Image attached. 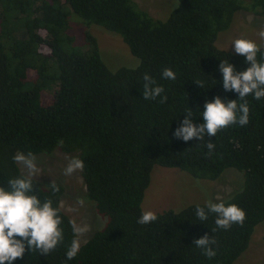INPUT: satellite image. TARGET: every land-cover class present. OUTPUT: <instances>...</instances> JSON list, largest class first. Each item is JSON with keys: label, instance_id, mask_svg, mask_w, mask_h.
I'll return each instance as SVG.
<instances>
[{"label": "trees", "instance_id": "obj_1", "mask_svg": "<svg viewBox=\"0 0 264 264\" xmlns=\"http://www.w3.org/2000/svg\"><path fill=\"white\" fill-rule=\"evenodd\" d=\"M242 9L264 17V0H178L164 20L135 0H0V186L25 175L13 161L19 152H78L87 195L106 221L68 260L73 231L61 205L65 187L55 181L60 190L53 193L52 181L33 178V194L61 208L64 239L47 256L26 251L13 264L236 263L264 221V98H245L246 126H229L204 141L184 142L174 132L188 112L203 123L205 102L217 95L243 103L224 90L218 69L222 60L237 71L250 64L216 45ZM91 24L120 34L140 65L111 70ZM257 59L264 62V46ZM169 67L175 80L162 78ZM145 73L164 87L166 102L143 99ZM207 141L215 144L211 155ZM155 165L212 180L227 168L239 170L244 186L224 202L245 210L244 224L219 229L214 214L201 222L196 206L206 203L168 209L139 224ZM205 234L217 241L212 259L193 243Z\"/></svg>", "mask_w": 264, "mask_h": 264}, {"label": "clouds", "instance_id": "obj_2", "mask_svg": "<svg viewBox=\"0 0 264 264\" xmlns=\"http://www.w3.org/2000/svg\"><path fill=\"white\" fill-rule=\"evenodd\" d=\"M258 35L264 38V30ZM236 55L245 57V62L250 66L246 70L237 71L235 65L222 60L219 71L222 74L223 88L226 92H235L243 103L237 99L225 102L219 95L213 100L206 101L202 112L203 123H194L192 113L185 114L180 126L176 128L174 136L184 142L196 139L204 141L205 137L216 136L217 133L232 125L246 126L249 123V104L245 99L253 96L254 99L264 98V62L257 59L260 52L259 45L250 39L237 38L233 41ZM134 67V66H133ZM162 78L176 79V73L172 68L162 71ZM142 97L145 100H155L160 97V102L168 100L164 93V87L157 84L156 80L148 73L143 76ZM203 88L201 81H194ZM206 147L211 155L215 144L207 141ZM13 161L22 165L26 175L15 177L7 182V188L0 186V264H13L18 258L22 259L26 251H39L47 256L53 252L63 241L64 233L61 228L63 222L61 208L54 206L51 199L41 201L33 194L35 184L33 178L38 173L35 157L29 153H17ZM84 167L83 160L73 157L69 159L64 168V175L70 176ZM53 193L59 192V185L52 181L50 184ZM81 205L83 200L78 201ZM195 214L203 222L209 214L215 215V225L219 229L227 230L233 224L243 225L246 212L235 203L226 204L224 201H207L204 206L197 205ZM157 220L153 211H142L138 223L145 225ZM73 231V239L66 250V258L74 259L81 250V237L87 231L86 227L80 226L75 220L70 221ZM215 231V229H212ZM194 245L202 250L203 255L212 259L217 252L212 247L217 241L208 234L193 241Z\"/></svg>", "mask_w": 264, "mask_h": 264}, {"label": "rangeland", "instance_id": "obj_3", "mask_svg": "<svg viewBox=\"0 0 264 264\" xmlns=\"http://www.w3.org/2000/svg\"><path fill=\"white\" fill-rule=\"evenodd\" d=\"M135 1L152 16L163 20L168 18L178 5V0ZM84 27V24H81L76 27V31H82ZM88 29L98 39L101 55L111 70L116 71L120 67L136 68L140 65L141 60L132 54L120 34L98 24H91ZM261 30H264V17L252 9H242L235 13L231 25L219 32L216 45L234 52L233 41L246 38L262 47L264 38L258 35ZM78 155V152L65 153L59 149L50 154L33 155L38 167L34 178L41 183L59 181L64 185L62 208L78 225L87 228L81 237V244H84L105 226L106 221L97 213L95 202L87 195L82 170H77L70 176L64 175V168L69 159L78 158ZM20 168L26 175L22 165ZM243 186L244 175L235 168H227L219 178L212 180L196 178L177 167L155 165L142 208L143 211L159 213L168 209L178 211L192 203L225 201ZM80 200H83L82 205L78 203ZM235 264H264V221L256 226L249 248Z\"/></svg>", "mask_w": 264, "mask_h": 264}]
</instances>
